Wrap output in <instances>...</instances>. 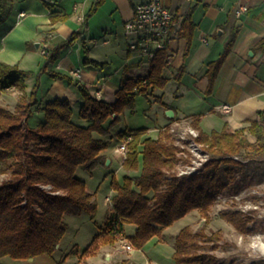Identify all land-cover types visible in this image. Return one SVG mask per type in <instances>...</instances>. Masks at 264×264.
<instances>
[{"label": "trees", "instance_id": "16d2710c", "mask_svg": "<svg viewBox=\"0 0 264 264\" xmlns=\"http://www.w3.org/2000/svg\"><path fill=\"white\" fill-rule=\"evenodd\" d=\"M102 1L96 0L92 4L77 31L57 44H49L46 62L39 73L46 72L49 77L66 79L71 83L69 76L46 69L59 57L60 51L77 38H81L85 65H105V62L90 58L89 48L82 37L88 19ZM5 6L6 0H0V20L6 14ZM68 17L67 13H53L50 22L64 21ZM193 28L188 13L182 20V29L188 41ZM233 39L231 35L224 52L208 64L207 92L212 89ZM167 56L165 49L157 50L150 59L146 77H123L114 102L96 98L80 84L83 102L78 115L90 122L87 125L73 120V109L67 98L47 100L41 106L42 118L34 126L30 125L29 119L40 105L39 75L27 91L25 81L34 72L0 61V91L17 89L19 92L13 110L0 104V175L7 176L0 182V258L9 256L25 260L41 254L51 255L67 229L66 214L87 213L94 218L97 202L76 171L81 165L91 171L104 163L100 151L110 141L95 137L94 132L108 133V128L103 126L108 117L112 116L113 123L124 110L133 111L137 91L148 96L154 89L165 86L167 78L163 69ZM198 121L199 117H196L191 122L197 130L194 139L209 154V158L200 170L191 174L178 175L175 167L182 159L179 152L184 150L174 143L169 131L156 138H142L145 127L120 134L122 138L131 136L126 143L122 167L124 170H138L141 164L140 173L124 174L121 183L113 175L110 185L115 195L105 223L81 252L76 245L69 250L68 254L79 257L74 264H89L86 258L95 255L101 246L116 242L127 223L135 225L134 234L128 237L131 245L140 248L149 239L158 236L161 229L191 210L197 209L207 219L218 193L238 191L246 173L251 168L260 167L257 160L264 158V110H258L257 118L233 131L224 127L206 132ZM247 134L252 135L254 140L250 141ZM238 156L247 157V160ZM237 174L242 175L240 180L236 178ZM220 216L240 233L251 231L248 224L253 218L249 214L229 209L222 211ZM195 237L207 240L220 238L217 232L208 235L200 230L192 234L189 225L183 226L174 235L175 264H219L214 254L196 252L198 245ZM129 263L128 259H123L117 264ZM56 264H64V259ZM249 264H264V259L252 260Z\"/></svg>", "mask_w": 264, "mask_h": 264}, {"label": "crops", "instance_id": "0c3cea01", "mask_svg": "<svg viewBox=\"0 0 264 264\" xmlns=\"http://www.w3.org/2000/svg\"><path fill=\"white\" fill-rule=\"evenodd\" d=\"M71 1L72 5L69 10H72V16L64 21L51 23L50 15L67 13L65 4L70 3V0L64 4L62 0H48L52 8L47 7L43 13L32 12L33 17H44V20L41 26L37 20H34L39 30L36 32L37 27L35 29L31 27L27 38L36 37L40 33L46 35L47 31L51 30L49 31L51 34L49 44H57L77 31L80 28L82 17L90 10L95 0ZM140 1L143 0H103L102 5L88 19V25L83 30L82 37L89 48L90 58L105 62V65L93 67L83 63L84 50L79 38L70 45L74 50L62 49L59 57L47 69L69 76L72 82L52 78L46 74L41 76L38 88L40 105L32 115L35 118L33 119L34 125L43 116L41 106L47 100L55 98H67L72 106L73 115L76 117L73 120L87 125L90 122L81 119L78 115L83 102L79 91L80 84L86 86L96 98L114 102L116 90L120 87L123 77H146L150 60L141 53L129 49L128 44L131 38L124 30V23L133 16L134 4ZM161 1L174 11L176 19H179L181 24V30L177 36H172L168 41L167 62L163 69L167 83L163 88H159L158 94L153 96L154 90L151 92L152 99L139 91L135 97L137 105L144 100L155 101L160 105L159 113L149 125H133L131 118L136 110L126 109L118 114L117 121L111 123L112 116L106 119L103 126L108 128L107 134L94 132L95 137L110 141L109 145L100 151L104 158L103 164L108 169L116 160L122 176L126 173L137 175L141 170V164L138 170H124L123 158L115 152L114 148L121 142L120 134L124 131L145 127L146 132L142 138L148 136L156 138L165 133L164 128L173 124L191 126L192 120L196 117H199L198 125L206 132L221 130L224 127L233 131L247 125L249 120L257 118L258 110H264V0ZM10 2L13 0H6V7ZM240 6H245L246 9L236 15L235 10ZM75 10H79V13L73 15ZM21 11L25 12V9L17 10L15 17ZM188 13L194 25L189 41L182 29V20ZM25 17L26 14L23 18ZM23 21L24 19L15 20L13 25H20ZM13 25L4 35H1V39ZM231 35L234 39L230 50L218 69L211 91L207 92L208 64L217 60L224 52ZM35 39V48L39 51L41 43L38 37ZM15 53L18 52L10 46L3 45L0 47L2 56L0 60L9 64H17L24 70H32L40 64L36 51L27 52L17 62L16 59H10ZM74 71H77V74H74ZM25 83L29 91L35 83V77H28ZM170 83H173V90L166 94L165 88ZM221 104L230 105V111L218 110L217 106ZM15 105L16 103L13 107ZM167 109L173 110L172 116L166 114ZM107 160H109L108 164ZM103 164L97 167H102ZM84 180L88 191L97 201L94 197L96 191L90 190L87 179ZM118 182L121 183L122 180ZM114 195L115 191L110 189L109 193L104 196V200L106 201V197L113 198ZM107 206L109 209V203Z\"/></svg>", "mask_w": 264, "mask_h": 264}, {"label": "rangeland", "instance_id": "374dc122", "mask_svg": "<svg viewBox=\"0 0 264 264\" xmlns=\"http://www.w3.org/2000/svg\"><path fill=\"white\" fill-rule=\"evenodd\" d=\"M62 2L64 4V2H69V0H62ZM102 3L103 1L98 7L102 5ZM71 5V0L70 3L65 4L69 17L72 16V10H69L71 9ZM47 7H51V5L48 4V0H13V2H10L7 7L5 6L6 14L2 20H0L1 37V35H4L9 27L14 24L15 20L21 21L24 19L20 25H13L3 39L0 38V47L7 45L18 52L15 53L13 57H10V59H16V62L25 56L27 52H38L36 56L37 59L39 58L38 60H40V64L31 70L34 72L31 76H34L35 79L38 75L39 79H41V76L46 74V72H39L43 69L46 62V59L44 58H46L47 55L43 54L42 50L46 44L47 47L49 46L50 40L47 37L51 35L49 34V31L51 30H48L46 35L40 33L36 36L39 38V43H41V46L38 48L41 53L35 48L36 37L27 38V36L31 27L34 29L37 27L34 20L39 22V26H41V22L44 20V17H33L31 15L32 12L43 13L46 11ZM22 8L25 9L24 15L26 14V17H15L16 11ZM78 9L80 10V7H78ZM79 10H75L73 15L78 14ZM38 30L39 28L37 27L36 32ZM79 39L81 43V38ZM69 48L74 50L73 46L70 47V45L64 49L68 50ZM45 51L47 52L46 49ZM0 57L2 56L0 55ZM46 76L48 75L46 74ZM172 84L170 83L165 88L166 94H169L171 90H173ZM10 90L11 91L9 92L0 91V104L13 110L19 92L17 89ZM158 93L159 88L154 89L153 96ZM148 96H150V98L153 97L151 95ZM159 106L160 105L153 100H144L141 103L139 102L138 105L136 103V111L131 118V122L134 123L133 125H149L152 120H155L156 114L159 113ZM73 118L76 117L73 115ZM33 119L35 118L30 117V125H34ZM247 137L250 141L254 140V137L250 134H247ZM177 144L179 148L183 145L181 143ZM186 144L187 143L184 142L183 146H186ZM185 148L186 147H184V150H187V148ZM187 152H189L190 155H187V153H185V155L179 153V155L182 156V159L178 162L179 164L185 165L191 161V157H195L189 150H187ZM238 157L247 160V157ZM186 158L188 161H185ZM257 162L260 167L251 168V170L246 173V178L245 180H241L240 189L238 191L221 192L220 194L226 196V199L224 200L215 198L209 208V216L207 219L197 209L191 210L183 217L174 221L170 226L161 229L158 236L149 239L142 247L136 248L132 246L130 251H126L123 248V244L125 242L131 243L128 237L134 234L135 225L127 223L124 232L119 234L116 242L101 246L95 255L87 257L86 261L89 264H117L123 259H128L130 261L129 264H175L173 258L174 235L185 225L190 226L192 234L200 230L208 235L215 232L218 233L220 238H213V240L195 237V241L198 245L195 250L196 252L214 254L217 256L219 264H249L252 260L264 259L261 251L254 250L252 246V237L254 235H259L262 241H264V158L258 159ZM180 166L175 167L177 172L179 171ZM113 170H115L114 174ZM76 175L87 179L90 190L94 192L96 191L94 197L97 199V211L94 218L92 219L87 213H81L79 215L66 214L65 221L67 223V229L59 242L58 248L51 255L41 254L33 257L32 260H29V258L25 260L13 259L9 256H4L0 258V264H56V262L61 259H64V264H74L79 261L78 255L68 254V252L73 245H76L78 251L81 252L89 244L91 239L100 232V228L105 223L106 213L108 211L107 202L104 200V196L109 193L110 189H112L110 183L113 175L118 181H121L122 172L120 171V168L117 167V161L114 160L108 169L107 166L103 164L102 167L96 166L91 171H88L81 165L78 167ZM241 177V174H237L236 176L238 180H240ZM6 178V174H1L0 182ZM232 195H237L238 197L234 198ZM229 209H237L252 216L253 219L248 224V227L251 230L249 233L243 234L236 231L229 222L221 218L220 213Z\"/></svg>", "mask_w": 264, "mask_h": 264}, {"label": "built area", "instance_id": "2783aa9c", "mask_svg": "<svg viewBox=\"0 0 264 264\" xmlns=\"http://www.w3.org/2000/svg\"><path fill=\"white\" fill-rule=\"evenodd\" d=\"M245 9V6H240L235 10L236 15H239ZM18 16H24V11L19 12ZM180 25V21L176 19L174 11L165 6L161 0L137 2L133 6V16L124 23V30L131 38L128 47L130 50L137 51L150 60L155 56L157 50H168V41L172 36H177L180 32ZM47 38L50 40L51 35ZM46 47L47 44L43 47V54L47 53L45 51ZM73 73L77 74V71ZM217 109L222 112H229L231 107L228 104H221L217 106ZM164 129L173 135L176 145H178L177 143L184 145V142H186V146L181 145V148L184 150V147H186L195 156L191 157V161L185 165L177 163V166L181 165L177 172L178 175L191 174L200 170L209 158V154L202 149L200 143L195 141L194 137L197 135V130L192 126H180L178 124H173ZM130 138V135L124 136L114 148L115 152L119 153L123 159L126 155V143ZM187 150L179 153L190 155ZM225 197L220 193L216 195L219 200H224L226 199ZM237 197V195L234 196V198ZM106 201L109 205L112 204V198L106 197ZM252 246L254 250H260L264 258V241L259 235L252 237ZM123 248L126 251H130L132 245L125 242Z\"/></svg>", "mask_w": 264, "mask_h": 264}, {"label": "water", "instance_id": "95a60500", "mask_svg": "<svg viewBox=\"0 0 264 264\" xmlns=\"http://www.w3.org/2000/svg\"><path fill=\"white\" fill-rule=\"evenodd\" d=\"M166 114L168 116H172L173 115V110L172 109H167L166 110ZM106 163L108 164L109 163V160H107ZM57 247H58V245H57ZM32 259H33V257H29V260H32Z\"/></svg>", "mask_w": 264, "mask_h": 264}]
</instances>
